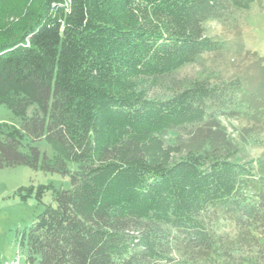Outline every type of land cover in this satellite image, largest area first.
I'll return each instance as SVG.
<instances>
[{
    "label": "trees",
    "instance_id": "obj_1",
    "mask_svg": "<svg viewBox=\"0 0 264 264\" xmlns=\"http://www.w3.org/2000/svg\"><path fill=\"white\" fill-rule=\"evenodd\" d=\"M254 1L39 0L28 21L0 18V105L20 119L0 170L71 181L23 232L27 264H264V156L247 153L264 144V58L150 94L222 51L205 24ZM239 116L233 135L222 118Z\"/></svg>",
    "mask_w": 264,
    "mask_h": 264
},
{
    "label": "rangeland",
    "instance_id": "obj_2",
    "mask_svg": "<svg viewBox=\"0 0 264 264\" xmlns=\"http://www.w3.org/2000/svg\"><path fill=\"white\" fill-rule=\"evenodd\" d=\"M38 1L3 0L0 2V18L7 24L17 20L28 21ZM205 31L209 38L224 45L223 50L206 53L195 63L157 81V84L150 87L151 96H170L194 80L216 84L233 80L238 75L244 76L246 70L252 69L251 54L264 58V0L254 1L244 8H236L224 20L206 23ZM33 108H29L28 112L31 113ZM19 121L11 109L0 105L1 136L8 135ZM222 122L233 135L250 123L245 116L232 120L223 117ZM181 135L180 132H172L166 141L177 145ZM260 139L264 141V134ZM248 140V158L263 157L264 144ZM38 146L50 153L45 142L38 143ZM40 186L48 188L41 198H37ZM70 188V178L60 174L45 173L27 166L0 170V264H10L18 258L21 264H27L21 246L23 232L33 225L49 204H55V190Z\"/></svg>",
    "mask_w": 264,
    "mask_h": 264
},
{
    "label": "built area",
    "instance_id": "obj_3",
    "mask_svg": "<svg viewBox=\"0 0 264 264\" xmlns=\"http://www.w3.org/2000/svg\"><path fill=\"white\" fill-rule=\"evenodd\" d=\"M10 264H21V262H20V260L18 258L16 260L12 261Z\"/></svg>",
    "mask_w": 264,
    "mask_h": 264
}]
</instances>
